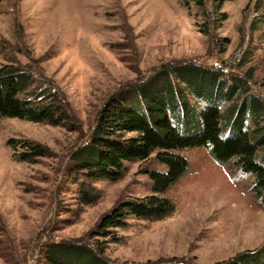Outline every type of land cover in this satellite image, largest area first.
<instances>
[{"label":"rangeland","instance_id":"rangeland-1","mask_svg":"<svg viewBox=\"0 0 264 264\" xmlns=\"http://www.w3.org/2000/svg\"><path fill=\"white\" fill-rule=\"evenodd\" d=\"M205 2L201 10L180 0H0V67L26 66L58 87L78 127L0 121V264H44L42 245L88 240L114 207L152 195L149 173L167 172L155 153L124 163L115 182L72 171L71 153L113 93L163 64L191 63L250 77V91L264 100V0H230L217 10ZM12 139L39 143L51 156L19 162L14 156L25 149L13 151ZM177 153L187 172L160 195L173 212L158 221L128 217L114 240L99 239L104 256L118 264H215L264 248V210L249 192L250 177L217 165L204 148ZM81 191L95 201L83 205Z\"/></svg>","mask_w":264,"mask_h":264},{"label":"trees","instance_id":"trees-1","mask_svg":"<svg viewBox=\"0 0 264 264\" xmlns=\"http://www.w3.org/2000/svg\"><path fill=\"white\" fill-rule=\"evenodd\" d=\"M230 0H214V10ZM186 9H204L205 0H180ZM206 34L208 31L202 30ZM249 78L226 76L221 70L195 64H163L151 76L113 93L98 112L85 143L70 155L72 171L88 180L118 181L124 163L146 161L155 153L166 173L150 172L153 193L122 202L104 215L88 240L52 241L42 245L44 264H118L104 256L106 240L126 226L128 217L158 221L173 204L160 196L188 169L177 152L204 148L219 166L231 165L251 179L249 192L264 210V100L253 94ZM14 118L76 131L64 94L37 80L26 66L10 62L0 67V121ZM19 162L34 163L51 151L32 141L9 140ZM83 205L92 194L81 191ZM145 264H187L177 259ZM215 264H264V248L244 252Z\"/></svg>","mask_w":264,"mask_h":264}]
</instances>
